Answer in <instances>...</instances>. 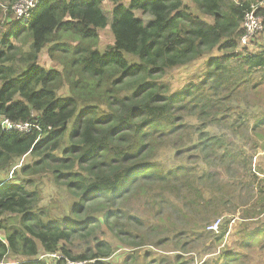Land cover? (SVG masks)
Instances as JSON below:
<instances>
[{
	"label": "trees",
	"instance_id": "trees-1",
	"mask_svg": "<svg viewBox=\"0 0 264 264\" xmlns=\"http://www.w3.org/2000/svg\"><path fill=\"white\" fill-rule=\"evenodd\" d=\"M3 1L0 173L13 168L10 178L0 181V264L8 253L16 264H49L38 259L47 253L59 255L51 264H64L65 259L104 264L115 250L100 238L105 230L135 250L139 244L127 238L138 236L133 228L143 226V219L128 211V200L141 196L175 209L172 219L182 224L154 242L155 247H169L165 255L148 258L135 251L125 259L132 260L129 264H187L179 254L168 253L183 252L187 244L202 240H221L227 225L213 232L207 229L214 223L210 216L198 221L193 213L189 224L187 211L195 213L216 201L220 169L228 173L229 160L243 157L224 133L229 128L240 134L246 117L239 108L242 86L264 69V43L255 51L238 46L250 1L190 0L196 13L183 0H129L127 5L107 0L112 3L108 17L102 8L105 0H39L30 20L17 27L6 20L14 0ZM136 10L150 18L144 21ZM256 14L262 17L264 39V8L257 7ZM108 24L113 43L101 53L94 48L97 31ZM46 45L60 69L37 64ZM201 58L205 69L197 80L176 91L162 80L169 70ZM64 87L66 95L59 94ZM3 119L27 123L30 129L4 130ZM263 124L261 113L253 129ZM214 126L224 133L211 132ZM165 154L170 155L167 165L161 163ZM27 155L35 160L18 164ZM16 168L24 176L50 172L75 198L68 214L49 218V209L39 206L38 186L33 179L19 178ZM258 194L262 214L264 185ZM159 222L151 227L162 226L163 217ZM246 224L238 231L240 249L264 239V221L251 229ZM74 241L83 244L82 252H72ZM238 256L243 257L223 250L213 264H230Z\"/></svg>",
	"mask_w": 264,
	"mask_h": 264
},
{
	"label": "rangeland",
	"instance_id": "rangeland-1",
	"mask_svg": "<svg viewBox=\"0 0 264 264\" xmlns=\"http://www.w3.org/2000/svg\"><path fill=\"white\" fill-rule=\"evenodd\" d=\"M238 1V0H235ZM250 1L251 5L264 8V0H244ZM123 4L127 5L129 0H123ZM191 9L196 12L195 4L190 0H183ZM0 6L3 11L7 10V4L0 0ZM104 12L109 17V12L112 8V3L105 0L102 4ZM135 15L139 18H142L144 21L150 18L149 15H143L140 11H134ZM198 13V11L196 12ZM13 14V13H12ZM11 16V17H10ZM14 16V15H13ZM13 16L7 15L6 20L13 21V27H17L18 24L13 20ZM207 21H211V18L202 15ZM242 26V23H241ZM6 27L10 25H4L3 29L6 31ZM98 44L94 48L98 49L101 53L106 50V47L113 43L112 33L109 27V24L104 28L98 29ZM77 42L72 41L71 45H75ZM264 43V39L260 36V33L256 34L251 38L248 50L255 51L258 45ZM18 46V43L15 42ZM49 45H46L37 57V64L42 66L45 69L49 68H58L60 69L59 64L49 58L47 53V48ZM239 46V39H238ZM26 50V46H23ZM219 55V53H217ZM126 56L134 61H137L136 56L126 54ZM204 59L193 61L191 64L171 69L165 74L162 78L166 82L172 91L180 89L188 81H195L198 79L199 75L204 71ZM242 87H245L242 93L244 101L239 103L240 109L246 115L244 120V125H241L239 131L240 134H231L229 128H227V133L221 132L220 126H214L210 128V131L213 133H224L228 138H230L231 144L238 150L242 152L243 157L240 156L239 159L232 160L230 159V170L228 173L226 170H221L222 180L220 184H217L218 188L216 189L218 193V198L216 201H213L207 207H198V210L194 211L188 209V220L187 222L191 224L192 222V213L193 220H202V218L210 216L209 221L219 220L218 226L222 223L227 225V232L223 235L221 240H217L215 243L210 244V242H201L187 244L186 249L183 252H169L170 257L179 254L182 261L187 264H213L216 260L219 252L224 249L223 247L230 245L233 251L241 252L243 257H236V261L231 264H264V239L260 241L254 240L252 245L247 248L240 249L238 247V234L240 226H243L244 223H253L259 222L258 218H255L260 215L257 205L260 204L258 198V191L264 185V124L259 126L256 129H253V125L256 121V116L261 113H264V69L254 73L250 76L248 82H246ZM66 87L62 88L59 94L66 95ZM258 133V134H257ZM64 146L66 144V139H64ZM58 155L60 151L55 152ZM170 155L165 154L161 157V163L164 165L168 164ZM35 158L27 155L22 157L18 164H26L34 161ZM238 161V162H237ZM189 166L195 167V163H188ZM202 166L201 164L198 167ZM11 167L7 173H0V181L10 178ZM17 176L21 179L26 177L27 179H33L34 184H36L41 193V200L39 206L46 207L49 209L50 216L49 218L56 219L58 216L63 217L68 214L69 207L74 203L75 199L71 194H69L65 186L60 182L57 183L53 179L50 172H41L38 174L30 175H21L19 169L16 168ZM226 173V174H224ZM229 174V175H228ZM227 175V176H226ZM35 186V185H34ZM154 195V192L151 193ZM201 206V204L199 205ZM128 211L135 212L141 219H143V226L138 229L133 228V232L137 233L135 237L127 238L128 241L137 242L139 245L135 250H131L132 247L130 244H126L122 241H117L110 230H105V234H101L100 238L107 240L112 243L114 247V252L112 255L103 259L104 264H129L132 263V260H125L128 255L134 254L135 251H138L140 254L148 255V258H156L165 255L170 249L164 244L159 247L154 246V242L157 237H162L165 235L167 229L180 226L182 221L172 219L176 216L175 209H168L169 205L163 204L158 198L149 197H136L128 200ZM161 208V213L158 214L156 211ZM170 218H169V217ZM252 216V218L248 217ZM159 217H163V224L159 227H151L155 224H159ZM241 217H248V220H241ZM2 219V218H1ZM264 221V218L263 220ZM187 224L186 226H189ZM242 224V225H240ZM151 227V228H150ZM0 236L3 233V229L0 228ZM2 231V232H1ZM215 232V231H213ZM2 237V236H1ZM225 245V246H224ZM259 245V246H257ZM72 252L79 253L82 252L84 246L78 241H74L72 246ZM43 254H39L38 257ZM21 257V256H20ZM25 259V257H21ZM19 258V259H21ZM36 259V258H35ZM47 263L51 264L54 262L51 258L44 256L43 258ZM138 258L139 262H142ZM5 264H16L15 256L8 253L4 257ZM88 263V261H86Z\"/></svg>",
	"mask_w": 264,
	"mask_h": 264
},
{
	"label": "built area",
	"instance_id": "built-area-1",
	"mask_svg": "<svg viewBox=\"0 0 264 264\" xmlns=\"http://www.w3.org/2000/svg\"><path fill=\"white\" fill-rule=\"evenodd\" d=\"M39 0H14L13 4L11 5L10 9L12 11L13 20L17 22L18 25L23 26L29 20L30 17L37 5ZM257 6L250 5L248 9L244 10L242 16V34L239 38V47L242 48H249V44L251 38L256 34L260 33L263 26H262V17L261 15L256 14ZM2 128L4 130H19V131H29L30 126L27 123L23 124H16L11 123L7 119L2 120ZM217 219L214 221L213 224L209 225L207 229L217 231L218 228ZM0 236V240H1ZM44 256L49 257L51 259H58L59 255L56 253H47L43 254L42 256L38 257V259L43 258ZM64 264H86V260H71L65 259Z\"/></svg>",
	"mask_w": 264,
	"mask_h": 264
},
{
	"label": "crops",
	"instance_id": "crops-1",
	"mask_svg": "<svg viewBox=\"0 0 264 264\" xmlns=\"http://www.w3.org/2000/svg\"><path fill=\"white\" fill-rule=\"evenodd\" d=\"M255 218H258L259 219V222L258 223H256V222H253V223H249V224H246L245 226H247V228L248 229H251V228H253V227H255V226H257V225H259L260 224V222H262V220H263V218H264V213H262V214H260L259 216H257V217H255ZM249 218H247V219H241L242 221L243 220H248ZM240 225H242V224H240ZM226 232H227V230H226ZM225 232V233H226ZM225 246V245H224ZM224 249H222L220 252H219V255H220V253L224 250L225 252H238V251H233V249H231V246L230 245H228V246H225V247H223ZM240 256H238V258H239ZM237 259H235L234 261H232L231 263H233V262H235ZM221 262L223 263V260H221ZM230 263V264H231Z\"/></svg>",
	"mask_w": 264,
	"mask_h": 264
}]
</instances>
